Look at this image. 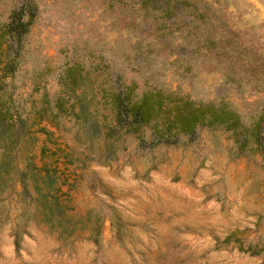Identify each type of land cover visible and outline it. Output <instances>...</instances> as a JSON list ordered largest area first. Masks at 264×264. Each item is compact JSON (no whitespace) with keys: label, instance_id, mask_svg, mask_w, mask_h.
<instances>
[{"label":"rangeland","instance_id":"obj_1","mask_svg":"<svg viewBox=\"0 0 264 264\" xmlns=\"http://www.w3.org/2000/svg\"><path fill=\"white\" fill-rule=\"evenodd\" d=\"M31 1L12 73L0 42V264H264V0ZM129 87L240 125L156 141L115 122Z\"/></svg>","mask_w":264,"mask_h":264},{"label":"trees","instance_id":"obj_2","mask_svg":"<svg viewBox=\"0 0 264 264\" xmlns=\"http://www.w3.org/2000/svg\"><path fill=\"white\" fill-rule=\"evenodd\" d=\"M175 6L179 0H143L144 3L159 2ZM36 14V4L31 0H22L12 8L6 21L0 23V42L5 48V61L2 70L12 73L16 68V57L22 45L24 33L29 29ZM12 52L13 55L11 54ZM7 76V74H6ZM74 79L72 78V82ZM114 120L127 131L136 132L143 125H150L156 141H174L177 134H191L199 124L224 125L235 130L240 125L235 111L215 106L212 103H195L187 97L171 98L161 92H145L134 99L132 87L120 89L112 95ZM5 105L0 106V134L13 124L12 116ZM3 115H9L4 118ZM2 116V117H1ZM258 127L249 134L253 142H260ZM249 136L242 140L244 145ZM264 149V144H262Z\"/></svg>","mask_w":264,"mask_h":264}]
</instances>
